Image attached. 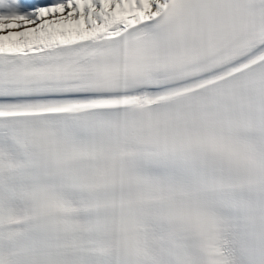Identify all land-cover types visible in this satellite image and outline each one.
<instances>
[{
	"label": "snow or ice",
	"instance_id": "1",
	"mask_svg": "<svg viewBox=\"0 0 264 264\" xmlns=\"http://www.w3.org/2000/svg\"><path fill=\"white\" fill-rule=\"evenodd\" d=\"M0 264H264V0H0Z\"/></svg>",
	"mask_w": 264,
	"mask_h": 264
}]
</instances>
